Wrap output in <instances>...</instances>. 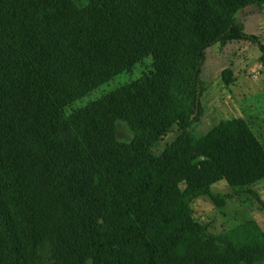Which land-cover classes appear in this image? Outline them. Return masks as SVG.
<instances>
[{
	"label": "trees",
	"instance_id": "trees-1",
	"mask_svg": "<svg viewBox=\"0 0 264 264\" xmlns=\"http://www.w3.org/2000/svg\"><path fill=\"white\" fill-rule=\"evenodd\" d=\"M262 4L0 0V264H264L256 224L209 235L190 208L214 182L264 179V146L239 118L189 131L206 50L247 40L232 16ZM148 57L155 72L67 112Z\"/></svg>",
	"mask_w": 264,
	"mask_h": 264
},
{
	"label": "rangeland",
	"instance_id": "rangeland-1",
	"mask_svg": "<svg viewBox=\"0 0 264 264\" xmlns=\"http://www.w3.org/2000/svg\"><path fill=\"white\" fill-rule=\"evenodd\" d=\"M71 1L77 7L86 4V0ZM232 18L248 39L224 46L215 44L206 50L200 65V113L189 131L193 138H199L219 122L239 118L264 146V68L259 63V45L264 47V4L238 10ZM154 65L152 57L143 59L131 72H122L79 97L67 112L89 106L121 86L138 80L143 73L155 72ZM224 70L231 72L232 82L228 85L222 79ZM115 126L119 140L130 138L131 134L122 122ZM179 134L180 130L173 126L154 151H162ZM181 188L185 185L181 184ZM212 198L219 202L215 203ZM190 208L193 220L209 235L224 234L249 222L256 224L264 235V179L239 189H232L224 180L214 182L207 193L191 201Z\"/></svg>",
	"mask_w": 264,
	"mask_h": 264
}]
</instances>
